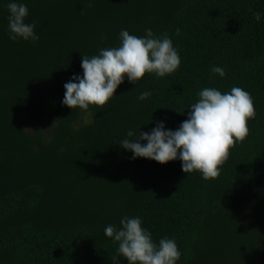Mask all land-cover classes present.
<instances>
[{"label":"trees","instance_id":"1","mask_svg":"<svg viewBox=\"0 0 264 264\" xmlns=\"http://www.w3.org/2000/svg\"><path fill=\"white\" fill-rule=\"evenodd\" d=\"M17 2L39 39L11 40L0 0V264H128L104 232L124 217H139L157 246L175 240L177 264H264V0ZM146 29L172 40L177 71L125 77L103 109L62 103L82 55ZM233 87L251 95L255 116L214 180L179 159H133L118 143L159 122L175 131L200 90Z\"/></svg>","mask_w":264,"mask_h":264},{"label":"clouds","instance_id":"2","mask_svg":"<svg viewBox=\"0 0 264 264\" xmlns=\"http://www.w3.org/2000/svg\"><path fill=\"white\" fill-rule=\"evenodd\" d=\"M7 7L9 38L14 42L38 41L36 24L26 23L27 5L9 0ZM254 17L259 21L260 13L255 12ZM120 41L119 47L101 49L99 55H82L83 76H74L64 85L65 106L85 112L90 106L103 109L116 96L125 77L136 85L148 74L163 78L180 66V56L167 34L156 38L151 29H146L144 37H137L121 30ZM212 72L220 77L225 75L222 67L214 66ZM150 94L142 92L138 99L146 100ZM198 97L187 120L177 130H166L159 122L150 134L129 130L127 136L135 138L118 143L134 154L133 159L145 158L162 165L179 159L186 174L199 172L205 181L218 178L230 150L249 135L248 121L255 116L254 104L251 95L240 87L224 94L216 88H203ZM120 225H108L104 232L118 243V255L126 258L128 264H177L181 253L175 240L164 238L157 246L139 217H124Z\"/></svg>","mask_w":264,"mask_h":264}]
</instances>
